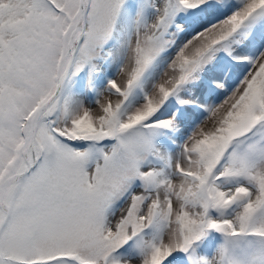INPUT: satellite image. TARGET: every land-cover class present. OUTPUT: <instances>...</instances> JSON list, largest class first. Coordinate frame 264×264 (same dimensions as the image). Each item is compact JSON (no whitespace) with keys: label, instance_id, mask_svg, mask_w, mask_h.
<instances>
[{"label":"snow or ice","instance_id":"6c2138e0","mask_svg":"<svg viewBox=\"0 0 264 264\" xmlns=\"http://www.w3.org/2000/svg\"><path fill=\"white\" fill-rule=\"evenodd\" d=\"M0 264H264V0H0Z\"/></svg>","mask_w":264,"mask_h":264}]
</instances>
